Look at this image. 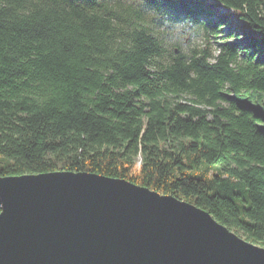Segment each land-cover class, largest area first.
<instances>
[{
  "label": "trees",
  "instance_id": "trees-1",
  "mask_svg": "<svg viewBox=\"0 0 264 264\" xmlns=\"http://www.w3.org/2000/svg\"><path fill=\"white\" fill-rule=\"evenodd\" d=\"M141 1L0 0V176L126 178L264 246V0ZM146 11L205 45H166ZM223 27L247 45L215 55Z\"/></svg>",
  "mask_w": 264,
  "mask_h": 264
},
{
  "label": "water",
  "instance_id": "water-1",
  "mask_svg": "<svg viewBox=\"0 0 264 264\" xmlns=\"http://www.w3.org/2000/svg\"><path fill=\"white\" fill-rule=\"evenodd\" d=\"M0 264H264V246L173 194L55 170L0 176Z\"/></svg>",
  "mask_w": 264,
  "mask_h": 264
},
{
  "label": "rangeland",
  "instance_id": "rangeland-1",
  "mask_svg": "<svg viewBox=\"0 0 264 264\" xmlns=\"http://www.w3.org/2000/svg\"><path fill=\"white\" fill-rule=\"evenodd\" d=\"M133 1L135 4L142 6L141 0H129ZM224 8H221L220 11H224ZM146 19L149 25L153 27V32L160 36L166 45H170L176 41L182 43L184 49H190L194 46L203 47L205 42L203 40V32L202 31H195L194 28H187L183 26V24H170L168 27H165L163 24H154L151 21V11L145 12ZM244 22L238 20L237 25H242ZM228 29L223 27L222 31L218 34V36H212L210 40L211 49L213 53L216 55L219 50V45L221 43H231V44H240V45H247L248 39L244 32L240 29L239 34L234 36H228ZM244 49V48H242ZM241 49V50H242ZM244 50H242L243 53ZM257 56L263 58L264 57V50L263 52H259ZM256 58V56H255ZM213 60V59H212ZM8 159L5 157H0V166H4L7 164ZM242 189V187H240Z\"/></svg>",
  "mask_w": 264,
  "mask_h": 264
}]
</instances>
